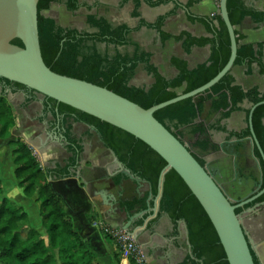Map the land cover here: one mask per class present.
Here are the masks:
<instances>
[{
	"label": "trees",
	"instance_id": "16d2710c",
	"mask_svg": "<svg viewBox=\"0 0 264 264\" xmlns=\"http://www.w3.org/2000/svg\"><path fill=\"white\" fill-rule=\"evenodd\" d=\"M63 0H40L38 4V31L40 47L46 66L56 74L85 81L109 91L149 109L182 94L194 91L211 81L224 68L231 56V43L227 28L219 14L214 17H199L190 12L196 3L190 0L185 9L187 19L192 24L204 26L209 37H194L182 32L178 36L164 30L165 23L176 13L179 5L170 13L160 16L154 23L141 20L139 25L131 29L127 25L113 27L108 21L89 15L87 22L96 29L93 33L80 32L77 29L60 26L54 19L45 17L54 4H62ZM134 4V17H140L139 9L143 3L156 8L167 5L172 0H123L122 3ZM68 12H76L80 5L78 0H66ZM227 10L233 27L239 26L246 17H251L256 23H264V11H255L245 6L242 0H228ZM142 28L157 31L161 44L175 40L181 43L183 51L190 55L194 48L209 46L208 60L195 68H190L184 59L173 57L171 66L178 74L167 78L151 63V54L144 52L140 46L130 40L132 33ZM238 44L235 66L257 65L264 75L263 45L243 44V37L235 31ZM13 45L24 47L18 39ZM134 49L132 54L116 53L111 56L103 53L100 46ZM140 66H143L153 83L150 87H138L132 84ZM7 86L26 87L2 79ZM48 107L54 115H62L65 128L64 136L69 142L70 158L64 166L44 171L34 156L32 150L21 140L10 141L13 146L15 177L20 181L24 195L28 198L36 196L40 204V216L47 239L37 230H30L27 238H21L20 223L28 220V214L23 212L10 200L2 197V182L0 180V264H99L86 242L74 230L65 212L64 198L51 187L50 180H62L73 177L78 167L82 147L72 137L73 120L92 127L100 135L105 146L113 151L119 161L137 178L150 184L152 199L149 207H153L158 195L159 177L166 162L144 142L131 134L102 122L92 116L77 111L55 100L46 98ZM244 102L256 105L264 102V94L258 88L244 90L235 84L232 73L224 76L211 89L201 93L196 99L190 98L166 107L154 114V117L166 127L186 148L201 166L206 165L205 156L216 149L212 132H226L221 125L223 120L241 109ZM210 103V113L219 115L214 124H208L201 119L207 104ZM49 109V108H48ZM250 110L246 111L247 122ZM15 126L13 109L5 95L0 96V137L9 139ZM252 126L255 136L264 152V105L253 113ZM251 137L249 128L240 133H230L229 139H244ZM255 157L260 161L264 179V162L258 149H254ZM119 182L118 179L115 181ZM264 187V181L263 186ZM146 198L134 200L125 204L132 212L135 208L141 210L147 207ZM264 202V195L246 206ZM244 209H237L240 214ZM159 216L167 215L175 225L184 221L187 225L191 254L182 264H229L217 233L207 214L190 192L180 176L170 170L165 176L163 196L160 201ZM253 255V253H252ZM120 256V254H119ZM254 258V255H253ZM121 261L118 257V262ZM255 264H258L254 258ZM129 264H137L134 259Z\"/></svg>",
	"mask_w": 264,
	"mask_h": 264
},
{
	"label": "crops",
	"instance_id": "0c3cea01",
	"mask_svg": "<svg viewBox=\"0 0 264 264\" xmlns=\"http://www.w3.org/2000/svg\"><path fill=\"white\" fill-rule=\"evenodd\" d=\"M122 1L78 0L80 8L73 14L84 15L86 19L89 15H93L105 19L115 27L127 25L134 29L141 20L154 23L160 16L170 13L176 8V5H179L176 13L167 19L164 30L174 36L187 32L198 38L209 37L204 26L188 21L184 7L190 0H172L169 4L156 8L143 3L139 9L140 17L137 18L133 16L134 4L132 2L123 4ZM195 1L196 3L190 9L193 15L214 17L218 14L220 0ZM252 10L264 11V0H253ZM240 35L243 37L244 44L254 45L256 50L258 45H263L262 54L264 55V23L259 24L245 18L240 24ZM130 40L151 54V63L167 78L176 76L175 68L171 66L173 57L184 59L190 68H195L206 62L210 56L209 46L194 48L190 55L183 51L181 43H177L173 39L163 46L158 32L146 28L132 33ZM256 68L257 65L250 67L249 73L242 66H234L231 73L235 78L236 85L246 91L258 88L260 93L264 94V77L256 71ZM15 100L13 95H10L16 120L11 139H22L31 148L44 171L64 166L71 154L68 152L69 145L66 140L58 135V133L61 134L58 125L50 120V123L47 121L41 124L34 122L32 126L28 125V128H24L28 114L19 109V104L15 103ZM249 104L245 102L234 116L221 122V125L226 129L225 133L212 132V139L218 153L213 155V160L209 163L208 168L210 171L216 167L220 170L216 180L232 200L243 198L253 191L256 188L255 180L260 177L259 161L253 159L250 139L245 141V139L230 140L228 138L231 132L239 133L245 130L246 111L249 110ZM29 116L31 119V115ZM219 118V115H213L210 113V109H207L201 119L207 121L208 124H214ZM74 136L79 146L82 147L76 173L67 179L52 180L51 187L64 198L65 212L74 230L86 242L88 249L95 254L98 263L129 264V262H118V257L120 258L118 248L114 240L102 232L101 225H103L126 229L136 236V241L146 254V264H182L189 255L184 228L180 224L175 225L167 215L159 216V212L152 211L153 207H149L152 198H149L151 188L148 183L138 185L130 179H123L110 150L102 143L99 134L92 128L76 124ZM13 149L0 139V178L3 188L6 190L4 196L11 200H17L21 206L26 205L30 227L41 232L42 226L40 218L37 216L39 204L36 203V197L26 198L23 194V189L19 185L20 181L14 174L16 166L12 156ZM238 151L245 158L249 170L254 167L253 174H250L249 171L246 174L238 173L235 176L237 178H234L235 169L234 172L229 169L230 165L223 159V156L228 153L235 157ZM232 164L235 167L236 163ZM116 179L119 180L118 183L115 182ZM143 198L147 199V207L143 210L135 208L130 212L124 206ZM130 217L132 218L130 219ZM245 224L249 231L256 232L257 240H264V208L253 210L252 216L249 211ZM41 234L44 235L43 232Z\"/></svg>",
	"mask_w": 264,
	"mask_h": 264
},
{
	"label": "water",
	"instance_id": "95a60500",
	"mask_svg": "<svg viewBox=\"0 0 264 264\" xmlns=\"http://www.w3.org/2000/svg\"><path fill=\"white\" fill-rule=\"evenodd\" d=\"M227 1L220 0L218 12L227 28L231 43V56L227 64L216 77L202 87L186 94H182V90L176 98L149 109H144L106 88L51 71L43 60L40 47L38 31V4L40 0H0V78L33 90L42 98L55 100L59 104H64L92 116L144 142L167 164L159 177L158 195L154 200L152 211L154 213L159 212L165 176L170 170H174L207 214L224 249L228 263L255 264L252 255V249L256 248L255 243L245 232L242 217L236 214V210L261 197L264 194V188L248 201L235 205L221 188L210 169L207 166H201L186 146L154 117L156 112L166 107L186 99H196L201 93L211 89L224 76L232 72L238 50L235 31L240 34V25L236 28L232 26L228 15ZM242 1L249 9L253 8V0ZM58 6V4L52 5L48 11L43 12V15L58 23ZM246 18L252 20L251 17ZM16 39L20 40L24 47L13 45L12 41ZM262 61L264 64V55ZM242 67L250 73V67ZM256 71L264 77L258 66ZM175 73L178 74L176 69ZM261 105H264V102L256 105L249 104L250 114L248 125L246 120L245 129L249 127L251 138H246L245 141L250 139L253 159H256L253 149L255 146L264 162V152L252 126L253 113ZM207 109H210V103L207 104L205 110ZM102 143L104 142L102 141ZM110 152L123 179H130L138 185L147 183L135 177L119 161L115 153L111 150ZM260 173L258 189L261 188L262 184L261 168ZM148 185L150 186L149 183ZM149 198H152L151 193ZM258 207L259 205L253 210L260 209ZM179 224L184 228L186 244L189 253H191L187 225L184 221H180ZM124 231L136 240V236L126 229Z\"/></svg>",
	"mask_w": 264,
	"mask_h": 264
},
{
	"label": "flooded vegetation",
	"instance_id": "af4514ba",
	"mask_svg": "<svg viewBox=\"0 0 264 264\" xmlns=\"http://www.w3.org/2000/svg\"><path fill=\"white\" fill-rule=\"evenodd\" d=\"M2 95H5L6 96V99L9 101L10 104L12 103L10 101V95H13L14 99H16L15 100V103L19 104V109L21 111H25L26 114H28L27 115V121H26V124L24 125V128H28V125H31L32 126L34 124V122H36L37 124H41V123H43L45 121L49 122L50 120H52L55 125H58V129L61 130V134L58 133V135H60L61 138L63 137L62 139L66 140V142L69 145L68 140L64 136V131H65V128H64V125H63V118L64 117L62 115L58 114V110H56L57 115H54L53 116V113L51 112L50 107H48V105H47L46 98L40 97L35 91L30 90L28 88L27 89H23V88H19V87H16V86H12V87L11 86H7L6 83L3 82L1 80V78H0V96H2ZM11 106H12V109H13V105L12 104H11ZM13 114H14V111H13ZM29 115H31V119H30V116ZM32 115H33L34 118L32 117ZM14 117H15V115H14ZM69 123L72 126V130H71L72 131V137L75 138V136H74V126L76 124H82V123H76L73 120H70ZM15 125H16V120H15ZM83 125H85V124H83ZM247 125H248V122H247ZM14 127H13V129H14ZM88 127H90V126H88ZM90 128H92V127H90ZM13 129L11 130L10 135L12 134ZM93 130H95V129H93ZM231 133H237V132H231ZM228 138H229V135H228ZM248 138H251V137H248ZM0 139H1V137H0ZM233 139H235V138H232V140ZM244 139H246V138H244ZM1 140L4 141V142H6V145L9 148L10 147L11 148H14L13 146H10L9 142L10 141H16L18 139L13 140V139L9 138V139H5V140L4 139H1ZM19 140L23 141L20 138H19ZM236 140H243V139H236ZM216 149H214L212 151H209L206 154V156H205L206 165L205 166L208 167L209 163L213 160V158H212L213 155L214 154L216 155L218 153V151ZM253 149H255V146H253ZM14 150H15V148L13 149V151ZM13 151H12V156H13ZM240 151H238L236 153V156L235 157H232V156L228 155V153H226V155L223 156L224 157L223 159L227 163H229V165H230L229 166V169H231L232 171L235 169V173H233L234 178H237L235 176H237L238 173L239 174H241V173L242 174H246L249 171L250 174H253L255 172L254 167H252L249 170L248 165H246L247 162H246L245 158L242 157V155L240 154ZM211 152L213 154H210ZM254 155H255V152H254ZM233 158H235V159L232 161ZM233 162L236 163L235 164V167H234V164H232ZM260 168H261V165H260V161H259V170H260ZM219 171L220 170H218L217 167H216V168L213 169V171H211V173H213L214 176L217 178V174L219 173ZM261 171H262V168H261ZM253 178H254V176H253ZM260 178H261V173H260V177L255 180L256 188L253 191H251L250 193H248L243 198H238L236 200H232L235 205H240V204L244 203L245 201H248L249 199H251L252 197H254L255 195H257L260 191L263 190V188H264V187L262 188L263 181H264V179H263V171H262V184H261V188L258 189V185L260 184ZM261 197H259L258 199H260ZM255 201H253V202H255ZM253 202H251V203H253ZM251 203H249V204H251ZM249 204H247V205H249ZM247 205H245L244 207H240L241 209H244V210L239 215L242 217L243 227H244L245 232L247 233V235L250 238H252V240L255 243L256 248H253L252 249V253L254 255V258L257 260L258 264H264V240L263 241L257 240V238L255 237L256 232L254 230L249 231L247 225L245 224V220L247 219V216L249 215V211H252L254 208H257V205H259L258 208H261L262 206H264V202L256 203V204H253L251 207L246 208ZM189 254H191V253H189Z\"/></svg>",
	"mask_w": 264,
	"mask_h": 264
},
{
	"label": "rangeland",
	"instance_id": "374dc122",
	"mask_svg": "<svg viewBox=\"0 0 264 264\" xmlns=\"http://www.w3.org/2000/svg\"><path fill=\"white\" fill-rule=\"evenodd\" d=\"M65 2H66V0H63L62 4H59V6H58V10H57L58 24L63 25L65 28L75 27L80 32L93 33V32L96 31L95 28H93L92 26H90L88 24L87 19H86V17L84 15H81V14L74 15L73 13L68 12L66 10L65 5H64ZM113 27H115V26H113ZM100 50L103 53L107 52L111 56L115 55L118 52L123 54V55L124 54H132L133 51H134V49L131 48V47H127V48L109 47V48L106 49V46H104V45L100 46ZM132 84L135 85V86H138V87H150L151 86L152 78H151V76L147 75V73L144 71L143 66L139 67V69L137 71V74H136V77L132 81ZM10 138H11V135H10ZM0 180H1V178H0ZM19 185H20V183H19ZM2 190H3V193H2V197L3 198H6V199L10 200L18 208H20L23 212L28 214V212L26 211V207H27L26 205L25 206H21L17 200H11L10 198L4 196V193L6 192V190H4L3 186H2ZM23 194H24V191H23ZM34 197H36V196H34ZM26 198H28V197H26ZM31 198H33V197H31ZM36 203H37V201H36ZM37 204H39V203H37ZM37 216H38V218H40L39 221H40V224L42 226L41 232L38 231V230L37 231L40 234L43 232L44 235L41 234V236L43 238L47 239V235L45 233V230L43 229V223H42L43 221H42V218L40 216V204H39V210H38ZM29 219L30 218H29V214H28V220L25 221V222L20 223V226H19V230L22 233L21 234V238H23V239L27 238L28 232L30 230L34 229V228L30 227ZM34 230H36V229H34Z\"/></svg>",
	"mask_w": 264,
	"mask_h": 264
},
{
	"label": "built area",
	"instance_id": "2783aa9c",
	"mask_svg": "<svg viewBox=\"0 0 264 264\" xmlns=\"http://www.w3.org/2000/svg\"><path fill=\"white\" fill-rule=\"evenodd\" d=\"M97 225L100 226L101 224ZM101 229L104 235L114 240L121 256V261L129 262L134 259L137 264H146L147 257L144 250L126 231L103 225H101Z\"/></svg>",
	"mask_w": 264,
	"mask_h": 264
}]
</instances>
